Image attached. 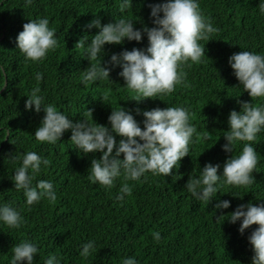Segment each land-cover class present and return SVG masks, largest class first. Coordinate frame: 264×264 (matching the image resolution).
<instances>
[{
  "label": "trees",
  "instance_id": "16d2710c",
  "mask_svg": "<svg viewBox=\"0 0 264 264\" xmlns=\"http://www.w3.org/2000/svg\"><path fill=\"white\" fill-rule=\"evenodd\" d=\"M157 2L160 0H132V5L121 10L119 0H33L31 5H25V0H0V64L6 68L5 79L0 76V90L6 81L0 91V202L14 201L25 217L19 229L0 223V264H9L12 246L22 239L39 245L33 264H44L51 253L57 254L62 264H122L126 256H135L139 264H252L254 253L248 235L257 225L241 234L239 222L216 219L221 214V210L214 209L216 198L207 205L196 200L185 185L191 174H199L200 166L207 162L222 166L232 155L222 148L226 142L223 134L229 127L228 115L233 109L241 110L240 101L252 98L234 75L229 57L242 49L264 51L260 0H200L203 14L212 19L219 31L209 41H200L208 57L186 67L185 82L161 99H131L134 93L124 85L119 66L110 72L114 82H80V72L90 61L84 57L79 40L85 35L90 39L98 31L88 28L89 22L97 16L102 23L126 16L136 21V27H151L148 5ZM37 16L49 18L59 46L42 62L25 63L16 37L23 24ZM147 43L145 35L140 42L106 44L104 58L107 60L112 52L124 48L146 47ZM36 71L44 72L40 87L46 102L56 104L58 110L74 120L90 108L97 122L107 124L111 106L121 104L142 121L137 109L183 105L190 109L191 122L197 125L200 136L194 137L190 154L181 158L172 175L148 172L147 178L128 181L132 193L120 201L116 197L123 178H118L111 188L90 180L91 159L101 153L79 151L70 140L71 130L56 144L34 137L45 114L43 106L40 112L34 106L31 110L25 107L27 95L35 85ZM260 102V98H253L254 104ZM252 143L259 155L253 172L256 182L247 188L221 189L219 199L231 202L223 213L248 201L264 202V132ZM241 147L238 144L233 154ZM30 150L52 161L38 178L53 182L55 201L44 198L28 206L23 190L14 187L11 177L19 162L11 156ZM155 231L161 233L159 241L153 238ZM89 239L95 240V251L83 257L81 245Z\"/></svg>",
  "mask_w": 264,
  "mask_h": 264
},
{
  "label": "clouds",
  "instance_id": "9594fccd",
  "mask_svg": "<svg viewBox=\"0 0 264 264\" xmlns=\"http://www.w3.org/2000/svg\"><path fill=\"white\" fill-rule=\"evenodd\" d=\"M33 0H25L31 5ZM132 5V0H119L121 10ZM150 18L153 26L144 24L136 27L132 18L121 16L107 23L100 17L91 20L88 28L98 31L79 40L84 49V57L90 64L80 72V82L84 85L96 81L114 82L110 78L112 68L119 66L118 73L123 77L124 85L137 101L145 98H160L175 91L178 84L185 82L186 67L202 62L206 55L205 45L200 41H209L213 33L219 31L212 19L203 14L200 0H160L149 3ZM259 13L264 15V0L259 2ZM147 36L146 47L124 48L112 52L105 60L106 44H123L127 41L140 42ZM17 49L22 53L25 63H40L50 51L59 46L56 29L50 26L47 16H37L23 24L16 37ZM208 57V56H207ZM229 64L251 101H240L241 110H231L224 132L225 143L222 148L232 153L223 165L207 162L200 166L199 174H191L185 187L198 201L207 205L216 198L215 210H221L217 220L230 223L239 222L241 234L253 225L248 235L252 247V264H264V202L241 203L235 210L223 213L230 207V200L219 199L218 193L226 187L247 188L256 182L253 175L259 163V155L253 141L264 132V51L242 49L229 57ZM6 68L0 64V76L5 79ZM44 72H35V85L30 89L25 107L40 112L43 106L44 116L34 132L37 141L56 144L67 130H71L70 140L76 148L87 153H101L91 159L89 179L94 183L111 188L118 178L123 183L117 199L123 201L125 195L132 193L128 181H139L146 174L172 175L173 169L181 158L190 154V145L194 137L200 136L197 125L191 122L190 109L183 105H168L151 109H137L136 114L143 120H137L133 112L121 105L112 107L108 123H99L93 118V110L87 108L79 119H73L57 105L46 102L40 87ZM253 98L262 102L253 103ZM143 125V127L141 126ZM10 131V130H9ZM207 138V134H205ZM242 147L234 153L236 146ZM123 154V156H121ZM19 162L14 168V187L23 190L25 203L32 206L44 198L57 199L53 182L38 178L44 168L52 161L36 151H22L11 156ZM222 167V171H221ZM35 181V184L33 183ZM233 196H240L232 192ZM0 223L9 228L19 229L25 223L22 211L15 202H0ZM153 238L161 239V233L155 231ZM95 240L89 239L81 245L80 255L88 257L95 251ZM40 252L39 245L29 239H22L12 246L9 264H33ZM44 264H62L61 258L51 253ZM122 264H139L135 256L122 258Z\"/></svg>",
  "mask_w": 264,
  "mask_h": 264
},
{
  "label": "water",
  "instance_id": "95a60500",
  "mask_svg": "<svg viewBox=\"0 0 264 264\" xmlns=\"http://www.w3.org/2000/svg\"><path fill=\"white\" fill-rule=\"evenodd\" d=\"M5 84H6V81H4V86H3V88L5 87ZM3 88H2V89H3ZM2 89H1V90H2ZM1 90H0V91H1Z\"/></svg>",
  "mask_w": 264,
  "mask_h": 264
}]
</instances>
